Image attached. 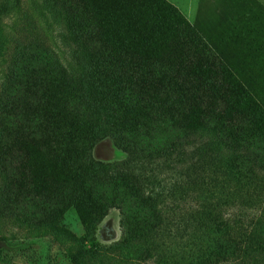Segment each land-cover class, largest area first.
Segmentation results:
<instances>
[{
    "label": "trees",
    "instance_id": "16d2710c",
    "mask_svg": "<svg viewBox=\"0 0 264 264\" xmlns=\"http://www.w3.org/2000/svg\"><path fill=\"white\" fill-rule=\"evenodd\" d=\"M89 43L80 50L89 47L83 82L55 62L27 71L20 98L4 93V163L21 123L25 138L42 141L59 165L48 183L34 185L32 176L24 183L35 208L28 220L52 225L74 209L88 237L119 210L121 240L110 247L92 240L87 250L76 240V264H264V131L244 104L251 102L244 80L220 54L203 58L204 43L114 57ZM105 138L125 153L122 162L94 159ZM3 175L6 188L22 182L4 168ZM221 178L235 191L222 190Z\"/></svg>",
    "mask_w": 264,
    "mask_h": 264
},
{
    "label": "rangeland",
    "instance_id": "374dc122",
    "mask_svg": "<svg viewBox=\"0 0 264 264\" xmlns=\"http://www.w3.org/2000/svg\"><path fill=\"white\" fill-rule=\"evenodd\" d=\"M172 2H178L175 4L187 18H195L198 0ZM263 7L255 0H202L200 15L193 22L180 17L163 0H0V118L4 93L9 89L20 98L21 86L30 73L27 77L25 74L31 69L57 62L73 67L78 81L83 82L89 47L85 54L80 50L90 38V46L108 47L112 57L122 49L148 47L163 52L176 46L181 51L195 45L202 48L204 43L207 49L203 58L209 60L220 54L222 61L244 80L251 95V102L244 104L252 108L253 118L264 131ZM101 85L93 88L94 92L103 91ZM32 102L29 99V104ZM19 125L6 163L4 147H0V264H76L80 249L76 240L85 241L86 250L93 247L92 240L99 247H110L121 240L122 216L117 209H111L94 235L88 237L74 209L52 225L28 220H33L29 216L35 208L29 204L26 192L30 188L24 183L31 176L34 185L48 183L49 175L59 171V165L43 153V142H29ZM26 146L39 154L24 153ZM93 157L104 165H115L126 155L112 139L105 138L96 144ZM3 168L12 183L21 179L18 187H5ZM226 179H220V188L232 186L235 191L231 178ZM215 184L211 182V186Z\"/></svg>",
    "mask_w": 264,
    "mask_h": 264
},
{
    "label": "crops",
    "instance_id": "0c3cea01",
    "mask_svg": "<svg viewBox=\"0 0 264 264\" xmlns=\"http://www.w3.org/2000/svg\"><path fill=\"white\" fill-rule=\"evenodd\" d=\"M166 1L169 2L171 5H173L175 8H177L180 11V13L189 21H193V22L196 21L200 15L199 14V6H200V3L202 0H198V8H197L198 12H197V14L193 20H190L189 18L186 17V15H184V12L182 11V9L177 4H175L178 2H172V0H166ZM256 1L259 2L262 6H264V0H256Z\"/></svg>",
    "mask_w": 264,
    "mask_h": 264
}]
</instances>
